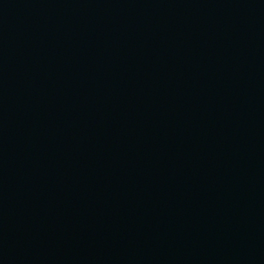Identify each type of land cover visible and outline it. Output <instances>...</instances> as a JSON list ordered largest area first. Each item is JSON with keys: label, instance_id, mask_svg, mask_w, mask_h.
I'll return each mask as SVG.
<instances>
[{"label": "water", "instance_id": "obj_1", "mask_svg": "<svg viewBox=\"0 0 264 264\" xmlns=\"http://www.w3.org/2000/svg\"><path fill=\"white\" fill-rule=\"evenodd\" d=\"M0 264H264V0H0Z\"/></svg>", "mask_w": 264, "mask_h": 264}]
</instances>
